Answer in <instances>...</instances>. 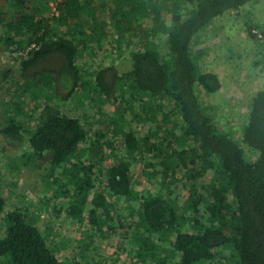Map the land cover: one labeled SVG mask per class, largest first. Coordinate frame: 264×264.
<instances>
[{
  "label": "trees",
  "instance_id": "obj_1",
  "mask_svg": "<svg viewBox=\"0 0 264 264\" xmlns=\"http://www.w3.org/2000/svg\"><path fill=\"white\" fill-rule=\"evenodd\" d=\"M79 1L62 0L61 4L74 10ZM257 1L263 0H185V10L171 12V24L165 32H156L157 42L166 51L162 52L154 42L139 46L132 52L130 70L120 76L114 73L109 77L112 68L105 67L84 81L77 62L80 46L86 48L91 42L100 41L108 26L133 36L138 30L133 23L140 16L144 18L143 9L147 10L145 18L155 17L162 12L164 0H101L97 13H104L105 22L88 20L80 32L82 40L47 25L43 37L36 39L40 42L22 60L24 69H28L59 55L61 63L55 68L56 75L54 69L43 71L42 83L61 85L67 92L64 99L88 86H94L106 97H111L115 88L122 90L123 95L127 90L132 94L127 102L133 105L139 99L140 107L152 119L157 114L156 110L151 111L150 104L169 102L182 124L179 143L194 141L201 156L217 165L216 179L220 184L213 182L204 194L194 187L182 209L177 200L163 193L153 195L137 188L130 158L141 144L148 142L150 134L140 139L134 130L123 129L128 156L113 164L103 178L97 175L96 164L85 155L103 148L104 133L92 140L79 118L65 114L50 102L44 104L34 126L26 127L16 116H9L1 131L8 137H28L29 148L20 156L23 165L40 167V161L49 158L48 184H58L61 194H69L66 211L70 216L88 219L103 232L113 230L118 222L131 229L136 250L131 264H264V89L252 98L242 138L235 137L218 126L197 93V88L217 93L223 84L216 73L200 68L191 49L195 37L215 18ZM87 8L90 9V2ZM249 32L255 36L252 28ZM133 112L136 113L135 107ZM85 144L87 153L82 150ZM178 154L184 158L183 151ZM144 172L160 173L155 169ZM119 200L126 201L131 216H115L114 202ZM202 202L206 205L204 211ZM5 210L6 198L0 191V216ZM182 210H191L195 216L189 217ZM135 214L137 219L133 218ZM5 219V230L0 233V264H63L29 209L9 210ZM166 242L171 244L169 249L164 246Z\"/></svg>",
  "mask_w": 264,
  "mask_h": 264
},
{
  "label": "rangeland",
  "instance_id": "obj_2",
  "mask_svg": "<svg viewBox=\"0 0 264 264\" xmlns=\"http://www.w3.org/2000/svg\"><path fill=\"white\" fill-rule=\"evenodd\" d=\"M99 1L81 0L73 10L70 5L62 6V0H23L22 4L0 0V191L6 198V210L0 216V233L5 230V216L9 210L29 209L63 264L133 263L136 250L131 229L118 222L113 230L103 232L96 230L88 219L70 216L66 211L69 194H61L58 184H48L49 158L40 161V167L23 165L20 156L29 148L28 137H8L1 131L10 115L16 116L26 127L34 126L44 104L50 102L65 114L79 118L92 140L98 133H104L103 148L100 151L95 148L93 154L85 155L96 164L97 175L103 178L113 164L128 156L123 129L134 130L140 139L150 134L148 142L141 144L130 158L137 188L153 195L163 193L177 200L182 209L187 206L194 187L204 194L213 182L220 184L216 179L217 165L201 156L196 143H179L182 124L169 102L150 104L151 111L156 110L157 114L152 119L140 107L139 99L136 98L133 105L127 102L132 96L127 90L123 95L122 90L115 91V88L111 97H106L94 86H88L64 99L67 92L61 85L42 83L43 71L54 69L56 75L55 68L61 63L57 54L36 67L24 69L22 60L27 58L28 48L40 42L37 40L43 37L47 25L82 40L80 32L88 20L98 24L105 22L104 13H97ZM164 1L162 12L155 17L145 18L147 10L143 9L144 18L140 16L138 22L133 23L138 28L133 36L108 26L100 41L91 42L86 48L80 46L77 62L82 68L83 80L92 79L94 71L105 67L112 68L109 77L114 73L120 76L130 70L132 52L139 46L154 42L161 47L156 32L163 29L165 32L171 24V12L186 8L185 0ZM133 6L132 3L130 7L133 9ZM63 11L65 16L62 17ZM250 28L255 36L249 32ZM191 49L200 68L216 73L223 84L217 93H207L203 88H197V93L218 126L241 139L252 98L264 89V0L250 2L215 18L195 37ZM161 50L166 51L162 47ZM86 147V144L82 147L85 153ZM191 148L194 150H189ZM179 151L184 152V158L179 157ZM166 164H169L167 172ZM151 169L160 172L159 175L144 172ZM114 205L115 216H131L126 201L119 200ZM200 207L206 210L205 203ZM182 211L189 217L195 216L191 210ZM133 218L138 217L135 214ZM170 245L166 242L164 246L169 249Z\"/></svg>",
  "mask_w": 264,
  "mask_h": 264
},
{
  "label": "built area",
  "instance_id": "obj_3",
  "mask_svg": "<svg viewBox=\"0 0 264 264\" xmlns=\"http://www.w3.org/2000/svg\"><path fill=\"white\" fill-rule=\"evenodd\" d=\"M33 47H36V43H33L27 50V53L30 51V49H32Z\"/></svg>",
  "mask_w": 264,
  "mask_h": 264
}]
</instances>
